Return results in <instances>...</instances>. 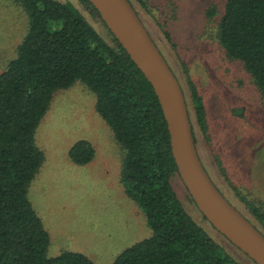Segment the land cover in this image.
I'll return each mask as SVG.
<instances>
[{"label":"trees","instance_id":"trees-1","mask_svg":"<svg viewBox=\"0 0 264 264\" xmlns=\"http://www.w3.org/2000/svg\"><path fill=\"white\" fill-rule=\"evenodd\" d=\"M14 1L29 25L17 56L0 72V264H96L81 252L48 257L50 234L28 197L45 159L37 128L54 94L77 81L96 94V109L123 148L126 193L153 231L112 264H240L183 206L172 185L177 165L159 99L110 30L111 42L70 1ZM82 1L101 19L90 1ZM216 30L227 57L242 62L264 101V0H227ZM191 90L198 122L206 128L202 96L195 86ZM94 156L87 139L69 150L81 165Z\"/></svg>","mask_w":264,"mask_h":264},{"label":"rangeland","instance_id":"rangeland-1","mask_svg":"<svg viewBox=\"0 0 264 264\" xmlns=\"http://www.w3.org/2000/svg\"><path fill=\"white\" fill-rule=\"evenodd\" d=\"M59 1L72 2L112 41L108 28L82 0ZM226 1L131 0L180 80L206 170L231 203L264 233V101L242 62L228 58L217 40L216 27ZM28 25L22 6L0 0V72L17 56ZM192 85L205 105L206 128L196 116ZM96 101V94L81 81L54 94L36 131V144L45 159L28 197L50 234L48 257L74 251L96 264H112L153 231L144 211L126 193L123 148L98 113ZM80 139L95 148L88 164L74 163L69 157ZM172 185L191 218L224 251L240 264H257L203 216L178 174Z\"/></svg>","mask_w":264,"mask_h":264},{"label":"water","instance_id":"water-1","mask_svg":"<svg viewBox=\"0 0 264 264\" xmlns=\"http://www.w3.org/2000/svg\"><path fill=\"white\" fill-rule=\"evenodd\" d=\"M88 1L151 83L165 116L177 172L203 216L254 262L264 264V233L231 203L206 170L180 80L132 2Z\"/></svg>","mask_w":264,"mask_h":264},{"label":"flooded vegetation","instance_id":"flooded-vegetation-1","mask_svg":"<svg viewBox=\"0 0 264 264\" xmlns=\"http://www.w3.org/2000/svg\"><path fill=\"white\" fill-rule=\"evenodd\" d=\"M217 185V184H216ZM220 189V188H219ZM221 190V189H220ZM222 191V190H221ZM223 192V191H222ZM224 193V192H223ZM225 195V194H224Z\"/></svg>","mask_w":264,"mask_h":264}]
</instances>
